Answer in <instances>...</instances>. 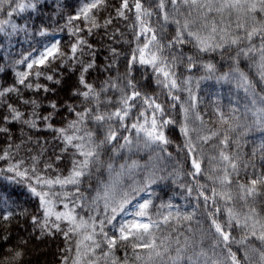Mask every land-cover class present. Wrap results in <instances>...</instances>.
I'll return each mask as SVG.
<instances>
[{
  "label": "snow or ice",
  "instance_id": "6c2138e0",
  "mask_svg": "<svg viewBox=\"0 0 264 264\" xmlns=\"http://www.w3.org/2000/svg\"><path fill=\"white\" fill-rule=\"evenodd\" d=\"M44 7L0 0V34L45 41L19 59L6 52L0 67L12 73L0 81V176L32 202L0 199V264H25L29 241L35 248L60 237L58 264H264V138L251 155L241 147L252 132L264 133V0H81L75 9L53 0L47 14ZM28 10L36 16L13 19ZM65 29L66 44L50 36ZM216 53L227 71L206 58ZM137 64L152 76L138 80ZM150 78L159 94L148 91ZM212 79L243 91L227 113L212 92L201 108L202 82ZM70 80L61 104L51 85ZM140 153L147 160L133 159ZM169 180L183 205L157 192ZM14 220L26 235L18 231L13 243Z\"/></svg>",
  "mask_w": 264,
  "mask_h": 264
},
{
  "label": "trees",
  "instance_id": "16d2710c",
  "mask_svg": "<svg viewBox=\"0 0 264 264\" xmlns=\"http://www.w3.org/2000/svg\"><path fill=\"white\" fill-rule=\"evenodd\" d=\"M66 4L69 6V9H75L80 6L81 0H65ZM113 4L118 3L119 0H111ZM42 3L44 4V12L47 14L48 11L52 10V4L53 0H42ZM29 14H31L33 17L36 16L35 13H31L30 10L20 13V14H13V19L17 23H23L24 19H27ZM104 15L107 16L108 12H104ZM3 18V17H0ZM38 22V21H37ZM64 21L61 20L60 24L63 25ZM122 31L126 33V36L130 38V29L124 27V25H121ZM50 36H55L56 39H62L64 43L66 44L69 37L67 33V29H65L63 32H53L50 34ZM39 41V44L37 43ZM31 43V47L29 44ZM45 43L44 39L37 36L34 40L29 41L26 39L23 35V33L19 35H13V36H5L4 34H0V67L3 66L4 64V57L5 53H10L11 57L14 59H19L21 54L24 52H32L33 49H39L43 46ZM120 47L122 52H127L128 51V45L125 43L116 45ZM36 55L39 54V51L37 50L35 52ZM107 55V52H104L101 54L99 58V62L103 63L104 62V56ZM208 59H214L215 62H217V67L220 72L227 71L228 64L225 63L224 60L221 59V56L219 53H216L214 55H209L206 57ZM124 58L123 56L121 57V65H120V71H124ZM248 61H245V64L242 65V67H245V70H247L246 65L248 64ZM222 65V66H221ZM136 78L140 81H144L145 78H149L152 76V70L149 67L147 71H145V68L139 64L136 65ZM183 70V69H181ZM253 73H255V69L252 70ZM115 71L111 73V75H115ZM12 73L11 71L8 72L7 76H5L3 73H0V81L4 79H9L11 77ZM96 72L93 71L92 76L89 77V79H93L96 76ZM109 75V73H104L100 78L103 79L104 76ZM187 75V73H185ZM194 75H203V72H196ZM75 77H72V80H74ZM42 82H47L43 81ZM72 81H67L65 85H51L52 87L57 88V95L60 99V103L63 104L64 100L67 98L68 92L66 91L67 89V84L71 83ZM148 84L151 85L150 88H148V91L150 92H156L157 94L160 93V89L156 88L155 86V80L154 78L148 79ZM203 91L201 92V95L205 97L204 103L201 105V108L203 109L206 105H208V101L210 97L206 95L208 92L215 93L220 99L219 102L223 105V109L225 113L229 111V101H235L243 96V91L241 90L239 94L235 91V84L232 85H220L216 84L215 80H206L202 82L201 85ZM231 89V91H230ZM27 95L31 96L33 95L32 91H28L26 93ZM41 96L44 95H50V94H45L41 91L40 93ZM52 99H55L57 97L51 96ZM165 99L163 95H161V100ZM243 103V101H240ZM42 107L46 111H51V109L47 105V101L43 102ZM209 115L212 113V108H208ZM63 114V113H62ZM16 130V129H14ZM49 135V139H51V135ZM264 138V133H262L259 129L256 131L252 132L249 134L245 139L247 140V143H244L241 145L242 149L244 152H246L248 155H251L252 150L254 147H258L261 139ZM42 143V141H41ZM3 146V142L0 141V147ZM29 147H32V145H29ZM36 150H39V146H36ZM174 150V147L173 149ZM205 151L208 152L210 151V148L206 146ZM50 154V152H49ZM54 159V157H52ZM142 159V160H147V154L145 153H140L138 156L133 157V159ZM257 159H259V152L257 154ZM123 161V157H121L119 160L116 161L117 164L121 163ZM0 167H3L2 164H0ZM42 167V165H41ZM57 167L60 169L64 168L63 164H57ZM171 167V165H169ZM205 167H209L207 159L205 160ZM66 174V173H65ZM106 176V174H105ZM167 184V187L157 188V192L161 194L162 198L164 200H167L170 196L174 200L175 203L183 205L185 202L179 198V196L175 195V193H178L180 191L178 184H173L172 181H167L163 182ZM26 189L19 184L13 183L6 179L4 176H0V199L4 198H10V200L17 201L18 203H22L27 207H31L32 202L29 200L28 196L25 195ZM157 204L160 203V201H156ZM62 207V206H61ZM155 211V210H153ZM23 220L19 221V224L14 220L12 224L11 231L13 233L12 241L10 242H15L16 240V233L20 231L21 235H26L23 231L22 228L20 227L23 225ZM193 226L196 227L195 222H193ZM187 228V225H182L180 226V231L184 232ZM30 230V229H29ZM4 234V225L0 224V235ZM235 235L239 236V231L235 233ZM199 239V235L196 237ZM63 238L60 237L59 239L56 240H49L46 241L45 243H40L38 244L35 248L33 247V241H29L28 243V249L31 251L26 253L25 256V264H58V246L63 247L62 243ZM211 243L210 240H205L204 244L205 247H207ZM119 256H123V250H120L117 253Z\"/></svg>",
  "mask_w": 264,
  "mask_h": 264
}]
</instances>
